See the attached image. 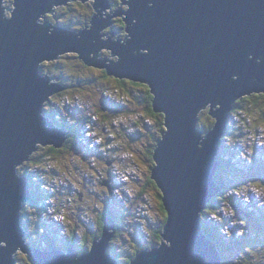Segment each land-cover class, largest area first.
Masks as SVG:
<instances>
[{"label": "water", "instance_id": "water-1", "mask_svg": "<svg viewBox=\"0 0 264 264\" xmlns=\"http://www.w3.org/2000/svg\"><path fill=\"white\" fill-rule=\"evenodd\" d=\"M93 1L91 24L73 31L48 20L54 6L70 0H13L9 15L0 0V264H16L13 254L25 248L19 224L31 183L18 176V166L40 146L60 148L69 137L44 113L65 86L40 66L71 52L110 76L147 84L153 110L164 115L151 178L166 211V241L143 249L131 264H221L200 213L220 191L218 144L228 114L240 98L264 93V0H122L128 36L113 41L99 32L111 24L101 12L112 3ZM103 49L117 57L100 58ZM209 105L216 121L203 132L199 115ZM116 231L106 217L84 255L72 246L30 255L36 264H117L107 252Z\"/></svg>", "mask_w": 264, "mask_h": 264}, {"label": "rangeland", "instance_id": "rangeland-1", "mask_svg": "<svg viewBox=\"0 0 264 264\" xmlns=\"http://www.w3.org/2000/svg\"><path fill=\"white\" fill-rule=\"evenodd\" d=\"M12 1L13 0H6L5 2V11L7 15L10 14V9L8 7H12ZM92 2L93 0H88L87 2H85L84 5H82V2L80 0H77L73 2L70 1V4H61L60 6H54L53 12L51 14H48V20H50L53 24H59L61 26H65L66 28L77 30L79 27H81L79 25V22L85 19V14L87 13L86 5ZM120 2L122 4L120 6L114 7V9H118L124 6L123 1L120 0ZM112 10V7L108 9V11L110 12ZM91 11H94V9L92 8ZM93 16L94 15L90 16V20L93 18ZM99 32L101 34L102 30H100ZM102 36L103 38H107L105 34H103ZM105 52L109 54V58H116L108 49H105V51L103 50L102 52L100 51L99 57L108 58L104 56ZM75 56L80 55L72 52L65 53L60 55L58 59L47 60L41 64V73L43 72L44 74H48V72H50L52 82L60 80L61 82H63L62 85L65 86L64 90L52 96L51 100H49L45 104V108H50V110H53V112H50L54 114V118H50L57 122L59 124L58 126L60 127H63L66 118L70 122L73 121L75 115L78 117L85 116L86 118H89V115H91L93 117V121H95L94 123L90 122L85 124L83 129L81 130L80 137L78 138V145L75 148L78 149L80 153L73 152L72 154L67 153L61 156L55 155L52 160H46L40 166H33L30 164L28 169L33 171L35 175V177L34 175L30 176V181L33 182L37 180L43 182L44 180L45 183L42 187L49 190L51 192V195L53 192V196L69 194L68 197H64L61 202H59V210H64L65 212V225L69 227L74 226L75 229H77V237L75 240H77V243L81 248L87 249V247L84 245L85 237L87 235L90 236L93 234L88 229V225L93 224L91 223V221L95 222L97 216L99 219L100 215H98V212L100 210H103V212L106 211V209L109 210L108 204L117 202L113 197H115L116 199L119 198V202L122 205V210L125 211V206L123 205V202L129 200L130 198L127 194H130L132 201L136 200L135 203L137 208L134 212H130V210H127L128 212L133 213V215L128 212L127 214H125L126 218L132 217V219H128L126 221V224L128 226H132L137 223L140 224V226H137V232L139 233L135 235L136 238L134 236L135 230L130 228V232H133L132 236L139 242V244L142 242L145 243L146 241L152 242L155 237L153 233L154 231L152 232L151 229L150 232H148L145 230V227L150 225V227L152 228L155 224L159 226L162 225L165 219V215L162 209L160 208L161 199L159 197V190L153 187H149L146 192L144 191L143 193H141V187L145 184V180L151 175V162L147 158L146 148L147 145H149V143H151L153 140V137L150 135V131L153 128L155 129V126H157L156 118L154 116L146 118L147 115L143 113V104H138L137 99L135 98L136 95H140V91L142 88L129 83V90L135 92L132 93L124 87L117 86L116 81H114L113 79L106 78L103 71L104 69L96 66H85L79 59H76ZM57 62H59V64H56ZM58 71L60 72V74ZM61 74L66 76L64 77L66 80H68L66 83L64 82V80H62L60 76ZM105 88L107 90H103ZM109 99H111V101L114 103L118 102L119 104L126 107L125 111H130L126 112L125 114L128 115L123 116L121 119H111L106 124L102 121V118L104 116L103 112L106 115L107 112H110V109L107 106L109 103L107 100ZM57 104L60 108H62V111L58 107H56ZM210 110L211 105H209L208 108H205L200 112L199 116L201 117H199V124L201 122L205 125L206 119L210 122L216 121V118L210 114ZM252 110L253 111L249 112V114H245V111H239L236 115L233 116V119L235 121L233 126L242 127L243 123L241 120V116H243L246 117L248 123V128L245 129H249L247 130L245 135V142H240V144L243 145L244 149L242 148V146H235L236 149H234L235 151H237L234 160L236 161V164L244 171L242 175L234 177L235 181H237L239 177H241L242 180L243 175L254 176L255 173H262L264 175V170L262 171L260 169H257L258 167L256 166V161H254L253 163L251 162L252 164L249 161L250 166L249 163L243 162L244 158L248 160L250 156H255L254 158H260L261 161H264V155L262 154V151L260 150L257 152V149H255L257 147L264 148V118L261 119L262 117L260 116L259 108H253ZM255 117L257 118V120L255 119ZM74 121H76V119ZM137 122H139L140 128L138 127ZM97 124L100 127L99 132L102 135L103 140L101 150L104 151V154H108L100 158L101 162L103 163L109 159L117 160L118 157H115L113 156V154L109 153H112V151L116 148H120L123 144L124 145L122 148H125L126 143L129 142L131 139V135L134 134L135 136V134H144L137 141H135L137 142L136 144H131V142H129L127 148L123 149L122 151L120 149L116 151L117 154L119 151H121L119 154V159L121 160V162L113 163L114 171H124V174L121 178L120 174H114L113 181L115 182V187L118 188V190L115 191L116 193H112L113 197L111 195H103L104 187H106V184L108 182H111L112 176L110 170L107 176L104 175V169L106 168L107 164L101 165L102 163L99 162L98 159H96V155L90 156L89 158L85 157L87 156V154L84 155L82 153V149L79 148L80 140L82 141L81 145L85 146L83 140L86 141V139L84 138V136L88 135L90 137V129H93L94 125L97 126ZM148 125L151 128H148ZM84 129L86 130V132L84 131L85 135H82ZM105 130H108L109 134L108 131ZM110 140L115 141L113 142ZM49 146L43 145L40 147L47 148ZM63 147L64 146L58 149H61ZM39 148L37 150L38 152L45 151L44 149ZM249 151L252 155L249 153ZM86 153H88V150H86ZM228 156L232 157L231 154H228ZM25 164L26 163L19 165L17 171L18 176L23 179L25 178L22 176L25 173L23 172ZM49 170L57 172L59 174L58 177L56 179L53 175L48 177ZM262 178L264 180L263 176ZM103 179L105 180L103 185H101L100 183ZM255 180L256 178H249L245 180L242 185V188L240 189H236L235 187L230 186L232 187L230 192H226L225 197L222 200V208H218L219 215L222 216V223L219 222L216 216H214L213 214H210L208 216V221L213 223L214 220H216L217 222L223 224L225 223V219L227 216H233L232 211H234L235 208L243 212H253L252 210L256 211L258 209L255 205L259 207H264V199L262 200L264 194H261L260 196L257 195L260 193H264V186L261 181L258 180L254 182ZM47 183L53 185V187H48ZM107 186L108 189H111V186ZM119 189H124L126 191H121L123 192V195H120L117 193L119 192ZM98 194H101L99 199ZM243 195H248L249 198L245 199ZM43 196L44 193L41 194V197L45 199L46 197ZM102 196L104 197V199H102ZM46 200L49 206H53L51 203L54 204V199ZM25 202L26 201L22 202V208ZM132 206H130V204L128 203L126 204V208L128 209H130V207ZM44 211L47 212L46 209H44ZM50 211L52 210L50 209ZM236 212L238 211L236 210ZM119 213L123 214L120 210ZM253 213L256 214L255 212ZM29 214L30 215L28 216V218L24 219V224H28L26 226L27 228L25 227L26 231L24 232L22 230V237L25 236V243L28 246H33L34 250H32V252L36 250L48 251L45 242H42V238L46 237L47 224L51 225V229H48V234H50L53 238L55 236V239L57 240L58 238H60V235H58L53 230L54 227L52 225L57 223L56 220L62 221L59 219L63 218L58 216H54L55 219L48 218V216L42 217L43 213L41 211L34 212V215L36 217H34L30 211ZM86 215H88L89 218H87ZM239 215L240 213L237 214V216ZM227 219L228 221L231 220L230 217H228ZM233 220H236V217H233ZM233 220L228 226L226 225L227 229L235 225L241 224L239 218H237L236 221ZM151 223L153 226L151 225ZM20 226L21 225L19 224V228ZM92 229L95 230V233L99 230L97 225H93ZM243 229L246 233L249 232V230L245 227ZM142 231L145 233L146 237L142 233ZM257 232H260V227H257ZM257 232L253 235V244L251 246H249L250 244H248L249 248L248 246H244V251L241 252L242 255H245L247 257L246 263L242 264H264V229L259 234ZM125 233L126 235H124V241L121 239H119V241H116L114 238H112L107 243L114 256L116 255L115 250L119 249L120 252H122L123 255H121L119 258L123 262H126L124 261V259L126 260L127 258L124 254L127 255L128 253H130L128 250L130 249L131 240H133L132 237H129L130 233L128 232V229ZM252 233L250 235H252ZM223 234L228 235L226 230H223ZM35 236H40L42 238H36ZM239 236H242V232L240 231ZM127 238L129 240H126ZM224 239H226L227 241L233 240L231 235L229 237L227 236L226 238L224 237ZM68 240L69 238H65L66 242ZM95 240H97V238H95ZM163 240L166 241L165 238L162 236L161 243ZM58 242L60 244L65 243L62 239L58 240ZM91 243L92 242L90 241V244ZM131 247L133 250L137 247V244L133 243ZM154 247L155 245L152 248ZM140 251H138V253ZM15 253L16 257L19 260L18 264H35L29 259V252L27 250L23 249L22 251L20 249L19 251L17 250ZM84 254L85 253L81 254V256ZM237 257L242 258L240 254ZM235 263L241 264L238 262ZM129 264H131V262H129Z\"/></svg>", "mask_w": 264, "mask_h": 264}, {"label": "trees", "instance_id": "trees-1", "mask_svg": "<svg viewBox=\"0 0 264 264\" xmlns=\"http://www.w3.org/2000/svg\"><path fill=\"white\" fill-rule=\"evenodd\" d=\"M79 23H81V22H79ZM79 25L81 26V24H79ZM56 64H59V62H57ZM48 73H50V72H48ZM59 74H60V72H59ZM60 76H61L62 80H64L65 83L68 81L64 78V77H66L65 75L61 74ZM129 83L133 84L134 86H138V87L142 88L140 91L141 92L140 95H136L135 98L137 99L138 104H143V110H144L143 113L145 115H147L146 118L153 117V116L156 118V122H157L156 125L157 126H155V129L153 128L150 131V135L153 137V140L151 143H149V145H147V148H146L147 149V158L151 162L150 166L152 169V167L154 166V160H153L154 148H155L157 142L160 140L163 132L165 131L164 115L162 113H156L153 110L152 105H153L154 96L150 93L151 89L146 84L138 83V82H129L127 80L121 79V80H118L116 85L120 86V87H124L127 90H129V88H128ZM129 91H131V90H129ZM131 92L135 93L134 91H131ZM58 108H60V107H58ZM253 108H259L260 116L262 117L261 119H263L264 118V93H254L250 96L243 97L242 99L236 101L234 103V108L231 111V117L239 111L251 112V111H253L252 110ZM109 109H110V112H107V115L104 114V112H103L104 116L102 118V121L105 123H107L108 121H110L114 117H117V115L119 113V112L118 113L115 112L114 110L111 111L112 109H114V107H112V108L109 107ZM50 111L53 112V110L52 109L50 110V108L49 109L44 108V113L47 116L54 118V114L51 113ZM128 111H130V110H126V112H128ZM126 115H128V114H125L123 116H126ZM84 121H85V118L82 117V119L74 121L76 124L73 125L70 122H66V119H65V122H64L65 124L63 126L68 128L69 137H68L67 142L64 145V147L61 149L54 148L53 146H49L47 148H41L40 147L41 149H44L45 151L44 152H38L37 151V152L32 154L30 160L25 162L26 164L24 165V168H23V172H25V173L22 176L28 177L30 179L31 178L30 176L34 175V173L30 169H28L30 164L33 166H40V165H42V163L44 161L52 160L55 155L61 156V155H65L67 153L72 154L73 152L77 151V150H75V148L78 144L77 142H78V138L80 135L79 132H80L81 126L84 123ZM88 121L90 122V119H88ZM205 122H206L205 125L200 122V127L203 130L208 131L209 129H211L213 127L214 121L210 122L209 120L206 119ZM137 123H138V125H140L139 122H137ZM149 128H151V127H149ZM83 134H84V130H83ZM143 135L144 134L141 133L140 137ZM242 136H244V135L241 133H237V129L235 126H233L231 124L229 127V124H228L227 129L225 130L223 136L220 139V143H219L218 147H220V146L222 147V149H219V160H220L221 168L220 169L218 168V170H217V173L215 175V181L217 182V184L221 185V192L213 199V202L209 203L207 205V207L205 208V210H203V212L201 213V215L203 217L205 215V212H208V213L213 212L214 209L222 203V200L225 197V193L227 192V190L229 189L230 186L235 187L236 189H238V187L239 188L242 187L241 183H239V182L232 183V180H230L229 174H234V173L238 174L237 173L238 169L236 167H233V164L231 163V161L228 162V160L225 158L227 153L230 152V148L232 147V145L238 146V147L241 146L240 142H242L241 141ZM140 137H137L134 140H130L129 142H131V144H136L137 142H135V141H137ZM129 142L126 143L127 147H128ZM86 145H87V143H86ZM223 148H224V150H223ZM227 149H228V152L225 151ZM90 156H92V155H87V157H90ZM99 162H101V159H99ZM101 163L105 164L103 162H101ZM149 187H153V188L159 190L155 180H153L151 178V175L145 180V184L141 187V190H142L141 193H143L144 191L146 192ZM31 194H32V198L30 199V201H28L29 203L25 202L23 204V208L21 211V214H22L21 215V226H22L24 231H26L25 227L28 225V224H26V225L24 224V219L28 218V216L30 215L29 211L32 213V215L34 217H36L34 215V212H38V211L42 212V206L40 203L41 199H40V196L38 195V191L32 190ZM159 197L161 199L160 208L164 212L165 219H164L162 225L159 226V225L155 224L152 227V232L154 231L153 233L155 236L154 240H152V242L146 241L143 244H141V243L137 244L136 242H132L130 245V249L128 250L132 256L130 258V256L124 254L127 259L126 260L124 259V261H126V262H123L121 260V264L131 262L133 260V258L135 257V255L137 254V252L140 251V249H145V248L151 249L154 245H155V247H157V245H159L161 243L162 231L164 229V225L166 223L167 216H166L165 208H164L163 203H162V196H161L160 191H159ZM102 199H104V198H102ZM109 206H110V204H108L109 210L106 209L107 214L110 215L111 217L115 218V219H116V217H119V221L121 223V228H123L124 230H127V227L124 226L126 217H123L124 215H122V218H120V213H119V211H117V208L115 210L113 209L114 212H112ZM127 212L128 211L125 210L126 214H127ZM128 213H130V212H128ZM247 213H249V212H247ZM98 215H100V217L98 219V216H97L96 221H97V226H99L100 228H98L99 229L98 232H96L90 236L87 235L85 237L84 245L88 248V249H86V251H88L91 248L92 243L90 244V240H91V242H93V240L95 238H98L99 236H101V234L103 232V222H104L105 218L107 217V215H106V213H102V214H98ZM86 217L89 218L88 215H86ZM263 217H264V215H263ZM259 222H260L258 224L259 227L264 225L263 222L261 221V219H259ZM208 224H209V222H207V223L204 222L203 231L207 236H209L211 239H213L216 242V244L219 246V248L222 251L221 254H224L225 260L221 264H230V262H228V261L231 260V256H234L236 254V253H231V252L235 249H238L240 251V248L243 250L244 246L247 245L246 238L248 236H245L244 239H241L243 237H239V238H236V239L233 238V240L227 241L226 239L220 237L219 235H217L214 232V225L209 226ZM147 230L150 232V228H147ZM72 231L75 232L76 229L75 230L73 229ZM74 232L72 233V235L69 234V238L72 240H75V237H73ZM123 233H124V231H120L118 234H123ZM36 238H38V237H36ZM49 240H50L51 246H54V244L59 246L55 240V236H54V239H49ZM71 243H72V241H71ZM133 243L137 244V247L132 250L131 246L133 245ZM115 253H116L115 257L117 259H118V256L120 257L121 255H123L119 249L115 250ZM234 260H237V258H234ZM18 261H17V263H19ZM24 264H29V263H24Z\"/></svg>", "mask_w": 264, "mask_h": 264}, {"label": "clouds", "instance_id": "clouds-1", "mask_svg": "<svg viewBox=\"0 0 264 264\" xmlns=\"http://www.w3.org/2000/svg\"><path fill=\"white\" fill-rule=\"evenodd\" d=\"M69 4V3H68ZM69 29V28H68ZM72 30V29H71ZM59 58V57H58ZM57 58V59H58ZM111 59V58H110ZM113 59V58H112ZM105 70V69H104ZM106 71V70H105ZM43 73V72H42ZM107 73V72H106ZM44 74V73H43ZM49 75H51L50 73H48ZM108 74V73H107ZM110 76V75H109ZM59 82V81H58ZM134 82V81H133ZM60 83V82H59ZM62 84V83H61ZM104 90H107L106 88L104 89ZM254 94V93H253ZM252 95V94H251ZM248 96H250V95H248ZM244 97H246V96H244ZM243 98V97H242ZM242 98H240V99H242ZM239 99V100H240ZM109 103H108V107H114V109H112L111 111H115V112H119L118 113V115H117V117H114L113 119H121L122 117H123V115H125V109H126V107H124L123 105H121V104H119L118 102L117 103H114V102H112L111 101V99H109V100H107ZM238 101V100H237ZM51 102V101H50ZM57 107H59V105L57 104ZM234 108V107H233ZM103 110V109H102ZM232 111V110H231ZM231 111H230V113L228 114V117H227V126H226V128H225V130L227 129V127H228V124H229V127H230V125L232 124V125H234V123H235V121H234V119H233V116L234 115H236L237 113H235L232 117H231ZM123 114V115H122ZM245 114H249V112H246ZM240 115V114H239ZM241 116V115H240ZM84 118H85V121H84V123L82 124V126H81V129H80V132H79V134H81V130L83 129V127H84V125L85 124H87V123H90L92 120H93V117L91 116V115H89V118H86L85 116H83ZM200 117V116H199ZM88 119H90V122L88 121ZM255 119L257 120V118L255 117ZM241 120H242V123H243V126L242 127H239V126H235L236 127V129H237V133H241V134H243L244 136H242L241 137V141L242 142H245V135H246V132H247V130H249V129H245V128H248V123H247V119H246V117H243V116H241ZM261 120V119H260ZM55 122V121H54ZM57 125H59L57 122H55ZM214 123H215V121H214ZM107 124V123H106ZM138 124V123H137ZM200 125V124H199ZM214 126V125H213ZM60 127V126H59ZM62 127V126H61ZM97 127H98V130H100V127H99V125L97 124ZM138 127L140 128V125H138ZM150 126L148 125V128H149ZM213 128V127H212ZM211 128V129H212ZM200 129L201 130H203L201 127H200ZM211 129H209V130H211ZM208 130V131H209ZM225 130L223 131V134H224V132H225ZM105 131H108V130H105ZM105 131H103V132H105ZM103 132H102V134H103ZM203 132H207V131H205V130H203ZM108 134H109V131H108ZM108 134H107V136H108ZM140 135L141 134H135V136H134V134L133 135H131V139L130 140H134L135 138H137V137H140ZM104 136H106V135H104ZM223 136V135H222ZM221 136V137H222ZM79 137H80V135H79ZM221 139V138H220ZM110 141H115V140H110ZM78 143V142H77ZM219 143H220V141H219ZM223 144V143H222ZM78 145V144H77ZM124 145V144H123ZM123 145L120 147V148H116V149H114L113 151H112V153H109V154H113V156H115V157H118V159L117 160H111V159H109V160H106L105 161V164H107V166H106V168L104 169V175L105 176H107L108 174H109V170L111 171V173H112V176H111V182H108V185L109 186H111L110 188L111 189H108V186L106 185V187H104V194L103 195H105V196H109V195H111L112 196V193L114 192V193H116L115 191H117L118 190V188H116L115 187V182L113 181V177H114V174L115 173H118V174H120V178L123 176V174H124V171H120V172H116V171H114V165H113V163L115 162V163H120L121 162V160L119 159V154H120V152L123 150V149H125V148H127V146H125V148H122L123 147ZM218 146H219V144H218ZM224 146V145H223ZM242 146V148L244 149V147H243V145H241ZM77 147V146H76ZM79 148H81L82 149V153L84 154V155H95V154H90L89 153V151H88V153H86V150L85 149H83V147H82V145H81V142H80V147ZM118 149H120L121 151H119L118 152V154L116 153V151L118 150ZM219 149H222V147L220 146V147H218V162H219V169L221 168V164H220V160H219ZM234 149H236L235 148V146H232L231 148H230V152L229 153H227V155L225 156V158L228 160V162H230L231 161V163L233 164V167H236L237 169H238V171H237V173L238 174H229V176H230V180H232V183H237V182H239V183H241L242 185H243V183H244V181L245 180H247V179H249V178H251V179H254V178H256V180L254 181V182H256V181H261L262 182V184H263V186H264V180H263V178H262V176L264 177V175L261 173H255L254 174V176H248V175H243V179L241 180V177H239L238 179H237V181H235V179H234V177L235 176H238V175H242L243 173H244V171H243V169H241L237 164H236V161L234 160V158L236 157V153H237V151H235ZM242 149V150H243ZM251 149V148H250ZM253 149V148H252ZM255 149H257V152L258 151H262V154L264 155V148H255ZM75 150H77V151H75V152H79L80 153V151H78V149H75ZM223 150H224V148H223ZM241 150V151H242ZM226 152H228V149L227 150H225ZM247 152V151H246ZM249 153H250V151H249ZM228 154H231V156L232 157H229L228 156ZM251 154V153H250ZM106 155H108V154H106ZM252 155V154H251ZM97 156V159L99 160L101 157H103L104 155H96ZM85 157H87V156H85ZM255 156H250L249 157V159L248 160H246L245 158H244V163H249V161H250V163L252 162H254V161H256L257 163V169H260V170H264V161H261L260 160V158H254ZM87 158H89V157H87ZM230 158V159H229ZM250 163H249V166H250ZM251 163V164H252ZM101 164V163H100ZM101 165H104V164H101ZM51 175H53L54 176V178L56 179L57 177H58V173L57 172H54V171H52V170H49V175H48V177L49 176H51ZM34 177H35V175H34ZM34 179V178H33ZM30 180V179H29ZM104 180L105 179H103L102 181H101V185H103V183H104ZM138 182V181H137ZM30 192L32 191V190H37L38 191V195L40 196V203H41V206H42V217H46V216H48V218H51V219H55L54 218V216H59L60 214H62V215H64L65 216V212H64V210L63 211H61V210H59V202H61V200L64 198V197H68L69 196V194H67V195H59V196H53L54 195V193L52 192V195H51V192L49 191V190H47V189H45V188H43L42 186H44V183H45V181L43 180V182L42 181H30ZM41 185V186H40ZM219 185V184H218ZM47 186L48 187H53V185H51V184H49V183H47ZM127 186V185H126ZM220 186V191L218 192V194L221 192V185H219ZM133 187V186H132ZM240 188H242V187H240ZM240 188H238V189H240ZM258 188V187H257ZM230 190H231V187L227 190V193L228 192H230ZM108 191H109V193H108ZM121 191H123V192H125L126 190H124V189H119V192H117L118 194H120V195H123V192H121ZM159 191H160V189H159ZM42 193H44V196L43 197H46L45 199L44 198H42L41 197V194ZM217 194V195H218ZM261 194H264V193H260V194H257L258 196H260ZM101 195V194H100ZM127 195H129V200H127V201H124L123 202V205L125 206V210L127 211V210H130V212H134L135 210H136V200H131L132 198H131V196H130V194H127ZM216 195V196H217ZM80 196H81V194H80ZM83 196V195H82ZM215 196V197H216ZM244 196V198L246 199V198H249V196L248 195H243ZM243 196H242V198H243ZM113 197V196H112ZM215 197H213V199L215 198ZM31 198H32V194H31ZM30 198V199H31ZM102 198H104L103 196H102ZM117 202H113V203H110V209H111V211L112 212H114L113 211V206L115 205V206H118L119 208L117 209V211H121L123 214H120V218H122V215H124V217H125V211H123L122 210V205L120 204V202H119V200L118 199H116L115 197H113ZM233 198V197H232ZM29 199V200H30ZM46 199H54V204L53 203H51L53 206H49L48 205V202H47V200ZM99 199V198H98ZM213 199H212V201H210V202H208L207 203V205L209 204V203H212L213 202ZM29 200H27L26 202H28ZM130 204V206H132L133 204H135V205H133L132 207H130V209H128V208H126V204ZM223 203H221L219 206H217L215 209H214V211L213 212H211V213H208V212H205V215H204V217L201 215V213L203 212V210H205V208L207 207V205H206V207L201 211V213H200V217H201V222H202V230H203V224H204V222H209L208 221V216L210 215V214H213L214 216H216V218L218 219V221L219 222H221L222 223V221H221V218H222V216H220L219 215V212H218V208H222V205ZM255 205V204H254ZM258 209L256 210V211H254V210H252L253 212H255L256 214H254L253 212H249V213H247V212H243V211H239L237 208H235L234 209V211H235V213H234V211H232V214H233V216H227L226 217V219H225V223H223V224H221V223H219V222H217L216 220H214V222L213 223H211V222H209V226H213L214 225V232L217 234V235H219L220 237H222V238H226L227 236L229 237L230 235H231V237L232 238H239V237H243V238H241V239H244V237L245 236H248L247 238H246V242H247V245H245V246H248V244H250L249 246H251L252 244H253V235H254V233H256L257 232V227H259L258 226V224L260 223L259 222V219H261V221L263 222V224H264V217H263V215H264V207H259V206H257V205H255ZM44 209H46L47 210V212H45L44 211ZM50 209L52 210V211H50ZM236 210L238 211V212H236ZM263 214H262V213ZM102 213H106V215H107V217H111L110 215H108L107 214V212L106 211H104L103 212V210H101V214ZM240 213V215L239 216H237V214H239ZM131 215H133V213H130ZM261 216V217H260ZM228 217H230L231 218V220L230 221H228ZM233 217H236V220H237V218H239V220H240V222H241V224L240 225H235V226H233V227H230L229 229H227V226L230 224V222L233 220ZM113 218V217H112ZM66 219V217L64 218V219H59V220H62V221H58V220H56V222L57 223H55L54 225H52L54 228H53V230L58 234V235H60V238H58L57 240H56V242L58 243V245L60 246V248L56 245V244H54V246H51V243H50V240L49 239H54L53 237H51V235L50 234H48V229H51L50 228V224H47V233H46V237H40V236H38V238H42V242H45V244H46V248L48 249V251L49 250H51V249H53V248H57V249H59V250H61V251H63V252H67L68 251V249H69V247H73V244L74 243H76L78 246H79V244L77 243V240H75V241H72V239H70L69 238V234L70 235H72V233L74 232V231H72L73 229L75 230V227L74 226H72V227H69V226H66L65 225V223H64V220ZM114 220H116V224H117V231H116V234H115V236L113 237L116 241H119V239H121V240H123L124 241V235H126V231L127 230H124L123 228H121V223H120V221H119V219H115V218H113ZM128 219H132V217H127L126 218V220H125V223H124V226H126L127 227V229H128V232L130 233V235H129V237H132V239L133 240H131V243L132 242H136L137 244L139 243L135 238H136V234L137 233H139V232H137V226H140V224L139 223H137V224H134V225H132V226H128L127 224H126V221L128 220ZM91 220V219H90ZM236 220H233V221H236ZM91 223H93V224H89L88 225V229L90 230V232L91 233H93L94 234V231L95 230H93L92 229V226L94 225V226H96L97 225V221H91ZM103 224H104V222H103ZM151 225H152V223H151ZM227 225V226H226ZM153 226V225H152ZM22 227V226H21ZM45 227V226H44ZM246 228V229H248L249 230V232L248 233H246L245 231H244V229L243 228ZM264 227V225H262V226H260V232H257L258 234L259 233H261V231L264 229L263 228ZM98 228H100L99 226H98ZM130 228L131 229H133V230H135V233H134V236H135V238L132 236V231L130 232ZM140 228V227H139ZM147 228H150V230L152 229L151 227H150V225L149 226H146L145 227V230L146 231H148L147 230ZM23 229V228H22ZM254 231H253V230ZM164 230V229H163ZM223 230H226L227 231V234L228 235H225V234H223ZM229 230V231H228ZM240 232H242V236H239V231ZM120 231H124V233L123 234H118ZM140 231H141V229H140ZM252 231H253V233H252ZM60 232V233H59ZM149 232V231H148ZM142 233L145 235V233L142 231ZM203 233H204V231H203ZM252 233V235H250ZM205 234V233H204ZM206 235V234H205ZM235 235H237V236H235ZM207 236V235H206ZM73 237H75V239H76V237H77V229H76V231L74 232V236ZM100 237V236H99ZM98 237V238H99ZM145 237H146V235H145ZM209 239H211L209 236H207ZM65 238H69V240L66 242L65 241ZM97 238V239H98ZM22 239L24 240V242H25V236L24 237H22ZM60 239H62L65 243H63V244H60L59 242H58V240H60ZM95 240V239H94ZM93 240V241H94ZM126 240H129L128 238L126 239ZM215 244H216V242L213 240V239H211ZM71 241H72V243H71ZM91 241V240H90ZM68 243V244H67ZM161 244V243H160ZM159 244V245H160ZM217 245V244H216ZM249 246H248V248H249ZM89 247V246H88ZM217 247H218V250H219V252H220V254H221V249L219 248V246L217 245ZM61 248H64V249H61ZM22 250L23 251V248L22 247H19L18 246V251L19 250ZM37 249V248H36ZM84 249V251L83 252H86V248H83ZM88 249V248H87ZM145 249H149V248H145ZM152 249V248H151ZM16 250V251H17ZM24 250H27L28 252H29V255H28V257H29V259L33 262V263H35L33 260H32V258H31V255H30V252L32 253V250H34V248H33V246H28L26 243H25V248H24ZM140 250H143V249H140ZM41 251H44V250H41ZM244 251V248H243V250L240 248V251L238 250V249H235V250H233L231 253H236L234 256H231V260H229L228 262H230V264H237V263H235V262H238V263H246V256L245 255H242L241 254V252H243ZM44 252H46V251H44ZM107 252L110 254V256L111 257H114L115 259H116V257L114 256V254H112V251L110 250V248L108 247L107 248ZM138 253V252H137ZM79 254H82V252H79ZM241 255L242 256V258H238L237 256L238 255ZM137 255V254H136ZM136 255H135V257H136ZM222 255V262L225 260V256H224V254H221ZM13 256L16 258V264H18L17 263V261H18V258L16 257V253H14L13 254ZM131 256L132 255H130V258H131ZM134 257V258H135ZM133 258V259H134ZM234 258H237V260H234ZM117 261H121V259L119 258V256H118V259H116ZM244 260V261H243ZM221 262V263H222ZM227 262V263H228ZM36 264V263H35ZM123 264H129V263H123Z\"/></svg>", "mask_w": 264, "mask_h": 264}, {"label": "flooded vegetation", "instance_id": "flooded-vegetation-1", "mask_svg": "<svg viewBox=\"0 0 264 264\" xmlns=\"http://www.w3.org/2000/svg\"><path fill=\"white\" fill-rule=\"evenodd\" d=\"M70 1H77V0H70ZM81 2H82V5H84L85 4V2H87L88 0H86V1H82V0H80ZM111 1V3H112V11L110 12V11H107V13H109V14H111V24L110 25H108L106 28H104L103 30H102V32H101V35L102 34H105V36L107 37V38H103L104 40H106V39H108V40H110V39H112V40H116V39H118V40H120V39H125V37L127 36V31H126V25H127V23L125 22V17L124 16H121V15H119L120 13L118 12L119 10H124V9H126V8H128V5L126 4V3H124V6L123 7H121V8H118V9H114V7H116V6H120L122 3L120 2V0H110ZM69 3V2H68ZM67 3V4H68ZM93 3H94V1L92 2V3H89V4H87L86 5V9H87V13L85 14L86 16H85V19L83 20V21H80L81 23V27H79L77 30H73V31H79V30H81V29H83V28H85L86 26H88V25H90V16H92V15H95L96 14V10L94 9V5H93ZM70 4V3H69ZM60 6V5H59ZM94 9V11H91V9ZM117 14V15H116ZM49 18V17H48ZM56 25V24H55ZM111 34V35H110ZM104 36V37H105ZM110 36V37H109ZM103 37V36H102ZM104 51H105V49H103ZM102 50V51H103ZM101 51V52H102ZM107 55V56H106ZM104 56L105 57H108L109 56V54H107L106 52H105V54H104ZM75 58L76 59H79L85 66H90V65H87L85 62H84V60L83 59H81L79 56H75ZM104 71V74H105V76H106V78H108V79H113L114 81H116V84H117V82H118V80H121V79H119V78H116V77H114V76H109L107 73H106V71L105 70H103ZM124 80H127V81H129V82H133V81H131V80H129V79H124ZM60 81V80H59ZM60 83H62V82H60ZM139 83V82H138ZM63 84V83H62ZM144 84V83H143ZM147 85V84H146ZM148 86V85H147ZM60 93V92H59ZM151 93V92H150ZM152 94V93H151ZM153 95V94H152ZM61 111H62V109L61 108H59ZM63 113V112H62ZM156 113H158V112H156ZM66 118V117H65ZM64 118V119H65ZM79 120V119H82V117H78V116H74V119H73V121H69V120H67V118H66V122H70L71 124H73V125H75L76 123L74 122V120ZM93 121V120H92ZM95 121V120H94ZM93 121V122H94ZM80 142H82L81 140H80ZM90 154H97V151L96 150H93V151H90L89 152ZM114 160H116V159H114ZM105 163V162H104ZM33 172V171H32ZM91 182H92V179H91ZM100 194H98V198H100ZM118 209L119 207L118 206H113V209L115 210V209ZM101 213V210L98 212V214H100ZM116 218H118L119 219V217H116ZM115 222H116V220H115ZM94 233H95V231H94ZM141 244H143V242L141 243ZM73 246H75L78 250H80L81 252H83L84 251V249L83 248H81L80 246H78L76 243H74L73 244ZM128 256H130L131 254L130 253H128L127 254ZM119 264H121V261H119Z\"/></svg>", "mask_w": 264, "mask_h": 264}, {"label": "built area", "instance_id": "built-area-1", "mask_svg": "<svg viewBox=\"0 0 264 264\" xmlns=\"http://www.w3.org/2000/svg\"><path fill=\"white\" fill-rule=\"evenodd\" d=\"M98 138H99V141H98ZM102 142H103L102 135L100 134L98 127L94 125V128L90 129V144L86 146H82V147H84V149L88 151L97 150V154L95 155H106L104 154V151L101 150ZM58 217H61L64 219L65 216L60 214Z\"/></svg>", "mask_w": 264, "mask_h": 264}, {"label": "bare ground", "instance_id": "bare-ground-1", "mask_svg": "<svg viewBox=\"0 0 264 264\" xmlns=\"http://www.w3.org/2000/svg\"><path fill=\"white\" fill-rule=\"evenodd\" d=\"M124 3H126V2H124ZM127 4V3H126ZM101 15L103 16V17H108V16H110L111 14H109V13H107V12H104V11H102L101 12ZM103 30V29H102ZM103 35V34H102ZM126 38V37H125ZM106 41H113L112 39H110V40H106ZM112 52V51H111ZM113 54V53H112ZM113 56L114 57H117L115 54H113ZM92 123H94L93 121H91ZM84 131L86 132V130L84 129ZM85 132H84V134L83 135H85ZM85 137V139H86V141L85 140H83L84 141V143H85V145H86V143H87V145H89L90 144V137L88 136V135H85L84 136ZM244 153V152H243ZM246 153V152H245ZM244 155V154H243ZM149 185V184H148ZM46 189V188H45ZM118 200H119V198H117ZM264 199V197L262 198V200ZM114 222H115V220H114ZM116 223V222H115ZM59 247V246H58ZM74 248H76L75 246H73ZM60 248V247H59ZM61 249H63V248H61ZM77 249V248H76ZM78 250V249H77ZM79 252H81L80 250H78ZM114 259V258H113ZM117 259V258H116ZM115 260V259H114ZM115 262H117V264H119V261H117V260H115Z\"/></svg>", "mask_w": 264, "mask_h": 264}]
</instances>
